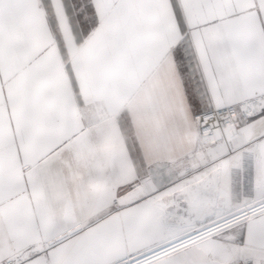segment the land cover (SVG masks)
<instances>
[{
  "label": "snow or ice",
  "instance_id": "snow-or-ice-1",
  "mask_svg": "<svg viewBox=\"0 0 264 264\" xmlns=\"http://www.w3.org/2000/svg\"><path fill=\"white\" fill-rule=\"evenodd\" d=\"M0 264H264V0H0Z\"/></svg>",
  "mask_w": 264,
  "mask_h": 264
}]
</instances>
